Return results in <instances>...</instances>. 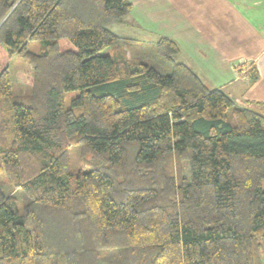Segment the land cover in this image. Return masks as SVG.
I'll return each mask as SVG.
<instances>
[{
    "label": "trees",
    "instance_id": "trees-1",
    "mask_svg": "<svg viewBox=\"0 0 264 264\" xmlns=\"http://www.w3.org/2000/svg\"><path fill=\"white\" fill-rule=\"evenodd\" d=\"M130 9L0 0L13 135L0 174L20 190L0 186V264H264V114L177 62L174 40L115 34ZM16 55L32 67L26 100L13 94ZM72 146L91 156L75 174Z\"/></svg>",
    "mask_w": 264,
    "mask_h": 264
},
{
    "label": "crops",
    "instance_id": "crops-1",
    "mask_svg": "<svg viewBox=\"0 0 264 264\" xmlns=\"http://www.w3.org/2000/svg\"><path fill=\"white\" fill-rule=\"evenodd\" d=\"M129 14L109 28L135 42L168 37L175 60L238 105L264 114V0H128ZM131 26L125 36L111 26ZM257 72V79L252 75ZM206 84V83H205ZM207 85V84H206Z\"/></svg>",
    "mask_w": 264,
    "mask_h": 264
},
{
    "label": "rangeland",
    "instance_id": "rangeland-1",
    "mask_svg": "<svg viewBox=\"0 0 264 264\" xmlns=\"http://www.w3.org/2000/svg\"><path fill=\"white\" fill-rule=\"evenodd\" d=\"M113 30H120L122 34L125 36H130L132 34V28L131 26H111ZM159 40V39H158ZM157 41V37H154L150 35L148 37V40L144 41L147 43H154ZM132 43V42H131ZM39 42H30L28 45V49L31 51H38L40 46ZM135 45V44H134ZM107 54L114 53L112 48H109L106 51ZM10 69L13 74V80H12V89H13V94L14 98L18 100H26V98L29 96L31 93V88H30V74L32 72V67L29 64L28 60L24 58L22 55H16L14 58L10 61ZM205 83L209 88H215L216 87V82L212 79H204ZM79 94L78 91H72L68 92L66 94V106L70 107L71 105V100L75 98ZM77 113L81 112V108H78ZM228 117L230 122L234 123V119L232 117L231 111L228 113ZM2 120V121H1ZM10 112L9 108L6 107L4 110L0 111V139L4 138L7 141H10L13 137L10 125ZM4 125V127L2 126ZM69 156H70V162H71V172L72 173H77L81 170H85L87 168V160H90L91 156L87 155L86 158L83 156V151L79 149V147L72 146L69 148ZM0 186L2 190L6 194H19L20 190L15 188L9 181V178L7 177V174L5 172L0 174ZM263 188H264V181H263ZM21 205V204H20ZM1 253V250H0ZM60 264H64L63 262H60Z\"/></svg>",
    "mask_w": 264,
    "mask_h": 264
}]
</instances>
